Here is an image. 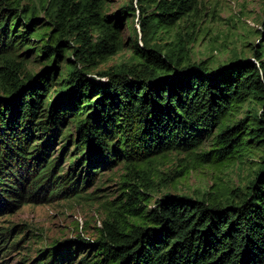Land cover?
<instances>
[{
  "label": "trees",
  "instance_id": "obj_1",
  "mask_svg": "<svg viewBox=\"0 0 264 264\" xmlns=\"http://www.w3.org/2000/svg\"><path fill=\"white\" fill-rule=\"evenodd\" d=\"M198 5L132 0L109 13L107 0H0V218L28 203L88 199L96 175L118 161L135 180L124 181L125 201L96 240L46 247L35 264H264V155L226 201L166 194L149 209L140 188L172 151L215 164L264 148V41L218 67L150 45ZM129 15L144 45L125 38ZM127 44L138 61L87 71ZM34 59L44 62L35 74L26 70ZM12 233L0 226V250Z\"/></svg>",
  "mask_w": 264,
  "mask_h": 264
},
{
  "label": "rangeland",
  "instance_id": "obj_2",
  "mask_svg": "<svg viewBox=\"0 0 264 264\" xmlns=\"http://www.w3.org/2000/svg\"><path fill=\"white\" fill-rule=\"evenodd\" d=\"M37 2L39 0H22L23 4ZM127 5H132V0H107L109 13L117 12ZM38 14L43 16V10L39 9ZM138 23V18L134 19L129 15L125 38L137 40L144 45L147 35L137 31ZM135 25L136 32L133 29ZM263 31L264 0H199L197 10L183 17L174 26L158 30L149 42L163 53L186 54L190 62L207 60L210 67H218L235 58L252 57L253 46L259 48L264 41ZM132 54L131 44H127L108 60L97 66H87L86 69L91 75H96L98 71L120 68L139 60L138 57L133 58ZM43 66L44 62L34 59L27 63L26 70L35 74ZM79 67L82 68L83 65L79 64ZM1 79L0 75V81ZM2 87L0 82V93L3 91ZM246 109L247 105L238 117H244ZM59 153L58 149L55 156ZM263 155L264 148L257 145V149H244L242 154H238L239 159L200 164L184 153L172 151L159 157L153 168V177L143 179L140 188L147 193L149 209L154 206L157 198L166 194L202 198L205 192L210 191L218 199L226 201L232 190L237 189L236 193H240L255 177ZM68 163L69 158L65 160L64 168H67ZM126 167L124 162L118 161L113 168L98 173L94 184L86 192L88 194H83L88 199L28 203L1 217L0 226L12 228L13 233L9 243L0 250V264H35L40 251L46 247L62 246L72 240H96L109 212L125 201L123 191L127 188L124 181H135L127 176ZM181 170L185 174L177 177L176 174ZM139 180L138 177L136 182L139 183ZM87 250L76 255V263L88 253Z\"/></svg>",
  "mask_w": 264,
  "mask_h": 264
}]
</instances>
